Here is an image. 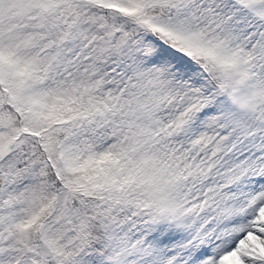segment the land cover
Listing matches in <instances>:
<instances>
[{"label": "snow or ice", "instance_id": "obj_1", "mask_svg": "<svg viewBox=\"0 0 264 264\" xmlns=\"http://www.w3.org/2000/svg\"><path fill=\"white\" fill-rule=\"evenodd\" d=\"M0 264H264V0H0Z\"/></svg>", "mask_w": 264, "mask_h": 264}]
</instances>
